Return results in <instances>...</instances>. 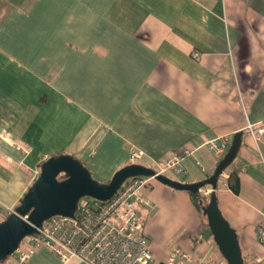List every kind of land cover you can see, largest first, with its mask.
<instances>
[{
	"label": "crops",
	"instance_id": "obj_1",
	"mask_svg": "<svg viewBox=\"0 0 264 264\" xmlns=\"http://www.w3.org/2000/svg\"><path fill=\"white\" fill-rule=\"evenodd\" d=\"M259 127L264 0H0L2 205L19 203L51 155L70 154L107 182L131 163V151L140 152L136 163L160 170L163 159L188 148L181 176L195 183L235 140L217 178V204L236 231L243 264H264ZM221 137L228 148L216 155L206 141ZM233 170L238 193L226 185ZM141 194L154 264L176 247L192 254L189 264H227L186 190L151 179ZM24 264L83 263H62L39 245Z\"/></svg>",
	"mask_w": 264,
	"mask_h": 264
},
{
	"label": "built area",
	"instance_id": "obj_2",
	"mask_svg": "<svg viewBox=\"0 0 264 264\" xmlns=\"http://www.w3.org/2000/svg\"><path fill=\"white\" fill-rule=\"evenodd\" d=\"M192 57L196 59L198 54L193 52ZM252 126L251 123L247 125L251 132ZM257 132L263 134L264 128L259 127ZM229 140L228 137L213 138L206 141V145L216 155H222L228 148ZM16 147L26 152L25 148ZM191 153V149L182 148L163 159V169L154 170L163 173L165 169H171L185 175L187 170L182 160ZM139 157L140 152L134 150L129 160L133 163ZM151 179L154 178L130 177L105 201L84 196L78 200L72 217L53 215L45 219L35 233L22 239L26 248L18 246L14 264H24L32 253V247L39 245L53 251L62 263L77 259L83 264H154L138 208L145 202L141 189ZM211 190L210 185L198 189L203 196H209ZM12 210L0 203V221ZM259 232L264 235L263 230ZM192 261V254L176 247L170 251L165 264H189Z\"/></svg>",
	"mask_w": 264,
	"mask_h": 264
},
{
	"label": "water",
	"instance_id": "obj_3",
	"mask_svg": "<svg viewBox=\"0 0 264 264\" xmlns=\"http://www.w3.org/2000/svg\"><path fill=\"white\" fill-rule=\"evenodd\" d=\"M237 146L233 140L213 173L195 183L173 180L149 166L136 162L117 169L107 182H99L74 156L51 155L41 162L38 174L19 203L0 221V262L16 251L25 236L35 233L45 219L53 215L72 217L80 198L88 196L105 201L113 196L128 178L150 176L179 190L198 191L200 187L210 185L212 190L201 212L206 217L212 238L227 264H243L236 231L223 217L215 193L217 178L235 155ZM61 173L64 177L59 179L58 175Z\"/></svg>",
	"mask_w": 264,
	"mask_h": 264
},
{
	"label": "trees",
	"instance_id": "obj_4",
	"mask_svg": "<svg viewBox=\"0 0 264 264\" xmlns=\"http://www.w3.org/2000/svg\"><path fill=\"white\" fill-rule=\"evenodd\" d=\"M64 177V174H59L58 178L61 179ZM226 185L234 192L238 193L239 192V177L237 174V171L233 170L230 171L227 178H226ZM206 186V185H205ZM188 194L190 195L194 205L197 207V209L201 212L200 203L206 202V199L208 200V196H203L199 193V191H192V190H187ZM207 203V202H206ZM206 205V204H205ZM2 261L0 262V264ZM158 264H165L163 262H160Z\"/></svg>",
	"mask_w": 264,
	"mask_h": 264
},
{
	"label": "rangeland",
	"instance_id": "obj_5",
	"mask_svg": "<svg viewBox=\"0 0 264 264\" xmlns=\"http://www.w3.org/2000/svg\"><path fill=\"white\" fill-rule=\"evenodd\" d=\"M166 174H168V177L171 178V179H173V180H177V181H181V182H183V181H185V179H186V177H184V176H181V175L175 174V172H174L173 170L167 171ZM99 182H100V181H99ZM84 198H89V197L87 196V197H84ZM206 202H207V199H206ZM206 202L204 201V202L200 203V204H201L200 207L203 206V205H205ZM206 234H207V236L209 235V236H211V238H212V235H211V233H210L209 228L207 229ZM212 239H213V238H212ZM19 246H20L21 248H26L24 242H22V241L20 242ZM15 258H16V253L13 252V253L10 254L9 256H7V257L5 258V260L2 261L1 264L9 263L11 260H13L12 263L14 264V259H15Z\"/></svg>",
	"mask_w": 264,
	"mask_h": 264
}]
</instances>
